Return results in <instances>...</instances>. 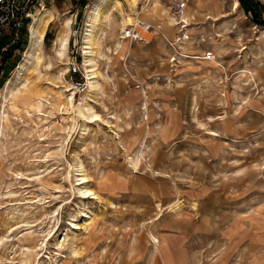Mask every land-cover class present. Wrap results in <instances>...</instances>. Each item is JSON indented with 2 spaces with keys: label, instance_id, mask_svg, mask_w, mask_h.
Instances as JSON below:
<instances>
[{
  "label": "rangeland",
  "instance_id": "1",
  "mask_svg": "<svg viewBox=\"0 0 264 264\" xmlns=\"http://www.w3.org/2000/svg\"><path fill=\"white\" fill-rule=\"evenodd\" d=\"M96 2L44 0L34 15L45 8L55 19L39 68L29 66L23 77L54 110L48 103L5 107L1 120L0 100V264H264V24L239 0L159 1L156 18L169 8L188 27L155 29L140 16L151 38L131 44L121 39L130 9L120 0L122 13L109 11L112 28L96 36L104 78L91 105L99 119L82 135L87 116L62 114L61 94L70 87L69 63L83 65L86 15ZM252 3L264 22V0ZM66 19L62 59L55 42ZM29 28L11 48L0 91L15 81ZM182 53L198 58L179 59ZM78 159L98 200L77 190ZM177 199L182 209L169 211ZM27 247L34 249L29 260Z\"/></svg>",
  "mask_w": 264,
  "mask_h": 264
},
{
  "label": "bare ground",
  "instance_id": "2",
  "mask_svg": "<svg viewBox=\"0 0 264 264\" xmlns=\"http://www.w3.org/2000/svg\"><path fill=\"white\" fill-rule=\"evenodd\" d=\"M128 4V7L130 9V15L123 14L121 25L129 26L130 23L133 20H136L141 16L144 20H147L153 26L155 29H163L167 30L169 28L177 27L181 24L182 27H177L179 30L182 28L188 27V20L182 17V21L178 22L177 19H175V16L170 13L168 10L169 8H166L165 10H162L160 14L166 15V26L161 27L159 23V18H156L153 15V12L156 11L155 5L159 3V1L155 0L154 2H146L144 1L142 3L141 8L139 7V0H123ZM154 3V4H153ZM118 9L121 13L123 10V5L120 2V0H97L94 5L90 7V9L87 12L86 15V22H85V32L83 34V46H82V54H83V67L86 71V77H87V95L82 97L81 101L78 103L75 100V96L77 95L72 89L68 86H63L65 89L62 91L61 97L64 99V104L61 106V109L64 110V113L62 114H84L87 116L89 121H85L83 124L82 135L85 134L86 130L88 129V124L90 122L98 121L99 115L95 113L94 107H92L91 103L94 102L92 99V96L94 94H97L100 92L103 86H101L100 79H103L104 76L98 72L97 70V61L96 56H100V48H98V42L96 40V36H103L105 34V31L112 26V21L110 18V12L111 10ZM188 11V10H187ZM136 15V17L133 18L132 15ZM181 17V16H180ZM55 19V14L52 10L43 8L39 14L33 17V21L29 25V45L27 47V50L25 51L23 55V60L20 62L19 67L15 70L16 77L15 81L9 80L6 84V86L0 91V100L2 99V107H1V114L2 118L1 120H4V114H5V107H8L11 109V111H17L18 108L22 106L29 107L32 104H39V103H48L52 110H54V104L52 102L47 101L43 96V92L38 89L36 85L30 82L28 77H23L24 71H29L30 68L34 66L36 69L39 68V65L41 61L43 60V47L42 43L45 38L46 30L48 26L51 24V22ZM115 24V23H114ZM116 25V24H115ZM113 25V26H115ZM71 28V20L66 19L64 22V29L66 30L61 36L57 37L55 45H56V54L58 57L64 59L67 56L68 47L70 43V32ZM112 28V27H111ZM109 28V29H111ZM84 30V29H83ZM186 30V29H185ZM261 30H264V27L261 28ZM110 31V30H109ZM139 33L144 37L145 41H149L151 38L150 33L145 32L138 29ZM171 34V32H170ZM181 35V34H180ZM187 36L184 37H178V42L181 40L187 39ZM185 43V42H184ZM116 50L117 51H124L125 46L122 42L116 43ZM129 51V50H128ZM102 53V52H101ZM130 54V53H129ZM183 59H197L198 56H190L187 54L182 53L179 57ZM174 60V59H173ZM14 77V76H13ZM67 93V95H65ZM146 107V103H145ZM107 110V109H106ZM63 112V111H62ZM1 117V115H0ZM104 121V120H103ZM101 122V121H100ZM107 122V120H106ZM105 122V123H106ZM112 121H109L111 123ZM112 124V123H111ZM107 125V124H106ZM110 125V124H109ZM108 125V126H109ZM113 126V125H112ZM210 135L217 136L215 132H210ZM83 137V136H82ZM144 148V147H143ZM143 151V150H142ZM144 152V151H143ZM135 155V154H134ZM131 166H137V160L131 159ZM77 171H79L78 177V183L76 186L78 187V192L83 195L84 198H88L91 200H98L97 195L92 191V189L89 188V184L91 179L85 174L83 164L81 160H77ZM133 167V168H134ZM75 168V167H74ZM76 169V168H75ZM135 169V168H134ZM135 172V171H134ZM154 172V171H153ZM133 173V172H132ZM157 174V171H156ZM182 201L172 202L167 209L171 212H178L182 209ZM184 205V204H183ZM194 205V204H193ZM156 206V204H155ZM160 211L162 205L159 201H157V206ZM164 208V207H163ZM168 212V211H167ZM170 212V213H171ZM162 213V212H161ZM158 215V214H157ZM92 216L93 214L90 212L84 216L87 220L85 221V224L88 226L92 222ZM160 217V216H158ZM154 218V217H153ZM156 219H158L156 217ZM155 220V219H154ZM74 224V223H73ZM72 224V225H73ZM80 224H75L74 229H80ZM151 239L153 243L155 244V249L159 246V241L154 237L151 236ZM76 242L77 237L74 236L72 238L71 242V250L72 256L73 254H76ZM60 244V243H58ZM37 245V244H36ZM27 246V245H26ZM37 247V246H36ZM22 248H24L22 246ZM37 250V249H36ZM34 249L33 248H26L25 252L23 253L25 259L29 260L33 257ZM23 257V258H24Z\"/></svg>",
  "mask_w": 264,
  "mask_h": 264
},
{
  "label": "built area",
  "instance_id": "3",
  "mask_svg": "<svg viewBox=\"0 0 264 264\" xmlns=\"http://www.w3.org/2000/svg\"><path fill=\"white\" fill-rule=\"evenodd\" d=\"M153 2L155 0H143ZM168 2L175 6H182L188 0H157ZM44 0H0V81L7 66V58L11 48L20 40L23 31L29 27L33 17L39 8H42ZM152 32V26L138 18L135 22L122 31L121 39L133 43L145 42L138 29ZM8 36L7 41L1 40ZM209 56V55H208ZM82 64L72 61L68 65L69 86L76 94L87 91V77L82 74Z\"/></svg>",
  "mask_w": 264,
  "mask_h": 264
},
{
  "label": "trees",
  "instance_id": "4",
  "mask_svg": "<svg viewBox=\"0 0 264 264\" xmlns=\"http://www.w3.org/2000/svg\"><path fill=\"white\" fill-rule=\"evenodd\" d=\"M241 2V4L243 5L244 9L246 10L247 13H251L252 14V19L257 23V24H264L263 20H261L260 15H258L256 12L257 10H255L253 8V0H239ZM257 4V3H256ZM259 4V3H258ZM258 8L260 10H263L264 12V6L263 5H258ZM1 44H2V40H1ZM16 46V45H15ZM13 46V47H15ZM18 47V46H16Z\"/></svg>",
  "mask_w": 264,
  "mask_h": 264
},
{
  "label": "crops",
  "instance_id": "5",
  "mask_svg": "<svg viewBox=\"0 0 264 264\" xmlns=\"http://www.w3.org/2000/svg\"><path fill=\"white\" fill-rule=\"evenodd\" d=\"M165 20V16L162 14V15H160V17H159V23H160V25H161V27H163V25H164V23L163 22H161V21H164ZM147 21V20H146Z\"/></svg>",
  "mask_w": 264,
  "mask_h": 264
}]
</instances>
